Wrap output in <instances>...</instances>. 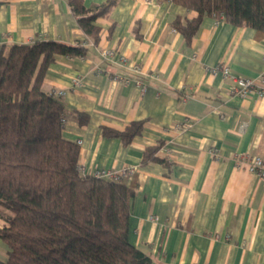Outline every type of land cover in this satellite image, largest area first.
I'll list each match as a JSON object with an SVG mask.
<instances>
[{
  "label": "crops",
  "instance_id": "obj_1",
  "mask_svg": "<svg viewBox=\"0 0 264 264\" xmlns=\"http://www.w3.org/2000/svg\"><path fill=\"white\" fill-rule=\"evenodd\" d=\"M82 1L91 8L109 0ZM115 1L95 22V44L68 0H0V46L8 53L14 44L54 40L88 48L84 58L57 56L41 88L67 92L63 135L79 143L88 175L135 169L129 240L152 264H264V180L239 166L243 158L264 162V96L235 92L236 78L264 73V36L205 17L188 44L173 25L196 12L170 0ZM104 49L116 58L103 59ZM140 121L144 129L128 145L104 134ZM160 141L169 163L142 164L144 150ZM7 257L0 239V261Z\"/></svg>",
  "mask_w": 264,
  "mask_h": 264
},
{
  "label": "trees",
  "instance_id": "obj_2",
  "mask_svg": "<svg viewBox=\"0 0 264 264\" xmlns=\"http://www.w3.org/2000/svg\"><path fill=\"white\" fill-rule=\"evenodd\" d=\"M198 15L178 18L174 28L191 44L205 17L255 29L264 36V0H170ZM80 26L97 44L99 27L115 0L87 8L68 0ZM79 43L38 40L0 46V239L8 257L0 264H152L131 244V202L137 187L129 178L106 179L80 171L79 143L63 132L66 110L61 100L42 91L57 56L84 58ZM80 125L88 115L76 113ZM144 129L133 122L123 131L104 128L107 137L130 144ZM165 142L147 147L142 164H168L159 153Z\"/></svg>",
  "mask_w": 264,
  "mask_h": 264
},
{
  "label": "built area",
  "instance_id": "obj_3",
  "mask_svg": "<svg viewBox=\"0 0 264 264\" xmlns=\"http://www.w3.org/2000/svg\"><path fill=\"white\" fill-rule=\"evenodd\" d=\"M101 56L103 59L109 61L116 58V53L111 49H104L101 51ZM117 63L122 66H127L130 70L134 71L135 73H140V69L134 63H130L126 57H118ZM222 73L229 77L231 75L230 70L228 67H224L221 69ZM128 82V81H127ZM74 84L78 85L79 80L75 79ZM236 94L239 97L247 98L250 95L256 94L259 96H264V73L260 75L257 79H249V78H236ZM182 91H186V88L183 87ZM67 92L65 90L57 91L53 93L54 97L58 100H61ZM239 166L244 167L248 172L255 174L261 180H264V162L260 157L254 158H243L239 162ZM80 171L83 175H88L84 169L80 167ZM135 174V169L130 168L121 173H112L110 171H102V172H95L92 174L94 177L98 178H106V179H119V178H130Z\"/></svg>",
  "mask_w": 264,
  "mask_h": 264
}]
</instances>
